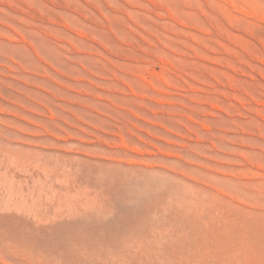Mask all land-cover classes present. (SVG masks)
I'll use <instances>...</instances> for the list:
<instances>
[{
	"label": "rangeland",
	"instance_id": "rangeland-1",
	"mask_svg": "<svg viewBox=\"0 0 264 264\" xmlns=\"http://www.w3.org/2000/svg\"><path fill=\"white\" fill-rule=\"evenodd\" d=\"M0 264H264V0H0Z\"/></svg>",
	"mask_w": 264,
	"mask_h": 264
},
{
	"label": "bare ground",
	"instance_id": "bare-ground-1",
	"mask_svg": "<svg viewBox=\"0 0 264 264\" xmlns=\"http://www.w3.org/2000/svg\"><path fill=\"white\" fill-rule=\"evenodd\" d=\"M32 208V207H31Z\"/></svg>",
	"mask_w": 264,
	"mask_h": 264
}]
</instances>
